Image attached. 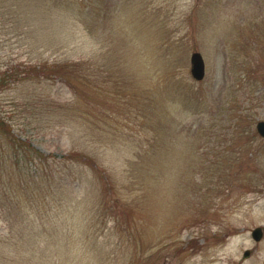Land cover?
<instances>
[{"label":"rangeland","instance_id":"1","mask_svg":"<svg viewBox=\"0 0 264 264\" xmlns=\"http://www.w3.org/2000/svg\"><path fill=\"white\" fill-rule=\"evenodd\" d=\"M258 121L264 0H0V264H264Z\"/></svg>","mask_w":264,"mask_h":264},{"label":"water","instance_id":"2","mask_svg":"<svg viewBox=\"0 0 264 264\" xmlns=\"http://www.w3.org/2000/svg\"><path fill=\"white\" fill-rule=\"evenodd\" d=\"M191 74L192 76L199 80L204 76V63L202 57L199 53H193L191 55ZM256 129L260 135L264 137V122H258ZM255 240H259L261 237V230L259 228L255 229L252 233ZM247 255V252L245 253Z\"/></svg>","mask_w":264,"mask_h":264},{"label":"trees","instance_id":"3","mask_svg":"<svg viewBox=\"0 0 264 264\" xmlns=\"http://www.w3.org/2000/svg\"><path fill=\"white\" fill-rule=\"evenodd\" d=\"M39 71V70H38Z\"/></svg>","mask_w":264,"mask_h":264}]
</instances>
